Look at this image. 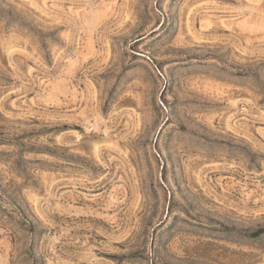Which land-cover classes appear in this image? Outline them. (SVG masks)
I'll return each instance as SVG.
<instances>
[{
  "label": "rangeland",
  "instance_id": "obj_1",
  "mask_svg": "<svg viewBox=\"0 0 264 264\" xmlns=\"http://www.w3.org/2000/svg\"><path fill=\"white\" fill-rule=\"evenodd\" d=\"M0 264H264V0H0Z\"/></svg>",
  "mask_w": 264,
  "mask_h": 264
}]
</instances>
